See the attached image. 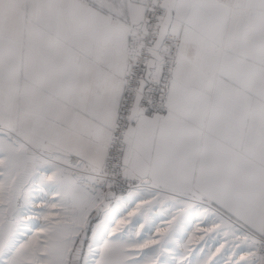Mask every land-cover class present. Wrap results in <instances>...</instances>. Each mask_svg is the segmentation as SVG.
<instances>
[{"label": "snow or ice", "instance_id": "obj_1", "mask_svg": "<svg viewBox=\"0 0 264 264\" xmlns=\"http://www.w3.org/2000/svg\"><path fill=\"white\" fill-rule=\"evenodd\" d=\"M0 264H264V0H0Z\"/></svg>", "mask_w": 264, "mask_h": 264}]
</instances>
